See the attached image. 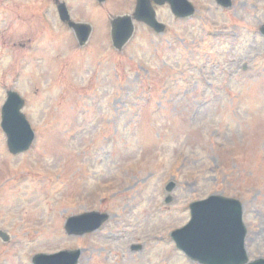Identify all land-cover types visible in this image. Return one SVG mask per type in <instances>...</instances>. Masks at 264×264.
Returning a JSON list of instances; mask_svg holds the SVG:
<instances>
[{"label": "rangeland", "instance_id": "1", "mask_svg": "<svg viewBox=\"0 0 264 264\" xmlns=\"http://www.w3.org/2000/svg\"><path fill=\"white\" fill-rule=\"evenodd\" d=\"M60 1L103 43L134 3ZM189 1L192 19L163 7L167 37L138 26L119 53L80 49L52 0H0V264L65 250L79 264H197L171 233L212 195L242 202L249 258H264V0ZM8 91L36 134L18 156L1 129ZM93 212L110 215L99 232L66 234Z\"/></svg>", "mask_w": 264, "mask_h": 264}, {"label": "water", "instance_id": "2", "mask_svg": "<svg viewBox=\"0 0 264 264\" xmlns=\"http://www.w3.org/2000/svg\"><path fill=\"white\" fill-rule=\"evenodd\" d=\"M103 2L104 0H99ZM162 5L169 2L173 12L178 17H189L194 9L187 0H155ZM222 6H230V0H217ZM62 21L70 20L68 10L64 4L58 8ZM135 17L162 32L160 25L149 0H138ZM80 41H85L90 33V27L84 24L70 23ZM113 41L117 49L121 50L133 34L132 19L118 17L112 23ZM264 34V29H262ZM24 100L14 92L8 93V100L3 108L2 128L7 135L8 148L14 155L27 151L34 140V132L26 117L21 113ZM177 188L175 183L167 187L168 197L166 204H171L174 197L170 194ZM193 217L191 223L172 236L178 247L201 264H247L248 256L245 250L246 229L242 223V204L233 199L221 196L211 197L207 202L191 206ZM108 219L107 216L97 213L85 214L70 218L66 224L69 235L82 236L96 231ZM5 242L8 237L0 232ZM81 253L67 251L53 256L39 255L34 264H78ZM250 264H264L258 260Z\"/></svg>", "mask_w": 264, "mask_h": 264}, {"label": "flooded vegetation", "instance_id": "3", "mask_svg": "<svg viewBox=\"0 0 264 264\" xmlns=\"http://www.w3.org/2000/svg\"><path fill=\"white\" fill-rule=\"evenodd\" d=\"M98 47V46H97Z\"/></svg>", "mask_w": 264, "mask_h": 264}]
</instances>
